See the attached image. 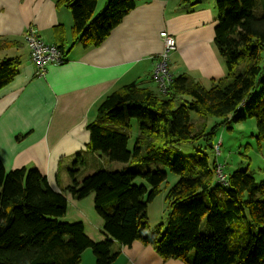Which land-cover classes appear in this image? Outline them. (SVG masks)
Wrapping results in <instances>:
<instances>
[{"label": "trees", "instance_id": "1", "mask_svg": "<svg viewBox=\"0 0 264 264\" xmlns=\"http://www.w3.org/2000/svg\"><path fill=\"white\" fill-rule=\"evenodd\" d=\"M141 1L148 0H107L96 14L98 0L55 3L70 11L73 42L87 48L99 46ZM199 1L178 4L193 7ZM216 3L214 45L226 69L223 77L204 87L179 74L165 92L130 83L97 104L87 124V151L96 152L103 163H123L122 168L83 172V155L77 153L70 182L57 191L35 167L6 169L0 161V264H80L86 248L96 264H111L120 248L134 240L185 264H264V164L259 180L247 166L227 170L226 179L219 180L220 163L209 160L213 132L206 131L207 117L221 119L213 129L227 124L232 114L235 122L254 118V137L264 145V0ZM15 44V39L0 37V51ZM58 46L65 56L63 45ZM19 66L18 57L0 58V89ZM190 111L204 118L197 129ZM131 119L137 120L139 133L130 147ZM197 142L201 146L193 154L174 153L178 143ZM138 162H153L156 168L140 171ZM166 167L179 178L166 194V223L154 229L147 202L166 180ZM66 192L77 199L93 194L105 238L94 241L82 221L62 219Z\"/></svg>", "mask_w": 264, "mask_h": 264}, {"label": "crops", "instance_id": "2", "mask_svg": "<svg viewBox=\"0 0 264 264\" xmlns=\"http://www.w3.org/2000/svg\"><path fill=\"white\" fill-rule=\"evenodd\" d=\"M178 3L141 1L99 46L85 48L73 42L70 11L56 6L55 0H0V37L17 40L0 51V58L20 59L18 74L0 89V161L5 168L35 167L60 191L70 182L69 168L77 153L90 154V167H94L97 153L87 151V124L94 119L97 104L112 90L130 83L157 91L152 70L163 48V30L176 41V50L168 57L171 77L187 72L199 84L223 77L226 69L214 45L213 14L206 9L181 12ZM28 26L44 41L63 45L62 64H49L44 74H36L23 36ZM179 55L182 66L192 68L193 74L177 68L176 60L170 65V58ZM83 160L87 164L84 156ZM222 163L225 169L227 163ZM65 196L67 211L62 219L82 221L94 241L105 238L93 194L82 199L69 192ZM80 264H96L90 248L82 252ZM111 264L185 263L165 259L150 244L134 240L120 248Z\"/></svg>", "mask_w": 264, "mask_h": 264}, {"label": "rangeland", "instance_id": "3", "mask_svg": "<svg viewBox=\"0 0 264 264\" xmlns=\"http://www.w3.org/2000/svg\"><path fill=\"white\" fill-rule=\"evenodd\" d=\"M107 0H98L96 9L94 14L100 12L106 3ZM179 5V4H178ZM180 6V5H179ZM197 9H206L210 11L215 20L218 16V8L216 0H200L199 3L194 5L193 7H182L178 8V11H194ZM72 17V16H71ZM216 24V22H215ZM215 24L212 25L213 36H214V27ZM176 50V48H175ZM170 55V54H169ZM169 57V56H168ZM175 61V66L177 68H181L182 62L181 57L179 55L178 58H170V65L172 62ZM169 63V58H168ZM183 68L187 69L190 73H194L193 69L187 67L185 65L182 66ZM188 78L194 79L191 77L189 73H182ZM206 78L205 76L201 77ZM195 80V79H194ZM197 81V80H196ZM209 81V83H208ZM203 79L201 81L203 84L202 86L209 87L212 83L211 79ZM157 85V84H156ZM158 90V86H157ZM240 113L242 114L243 111L241 110ZM235 115H231L227 124H220L217 125L214 129L211 127L214 122H219L221 119L217 118H206V131L213 132V141L215 149L213 152H210L209 160L213 161L216 159V162L220 163L221 171L224 173L227 170H234L239 167H248L249 172L255 175V177L259 180L262 178V165L264 164V145L257 143L255 139V135L257 132L256 128V121L254 118H247L240 122L233 121ZM190 118L193 122L194 128L197 127L202 123L203 117L199 116L197 113L190 111ZM131 131H130V147L132 146L135 138L139 133L138 122L136 119H131ZM222 140V144L221 141ZM217 143L221 144L220 148H216ZM201 146L200 142L197 143H178L175 145V154H193V148L199 149ZM83 156L87 160V164L82 166L83 172H93L97 168L105 167L108 169H120L124 166H121V163L118 162H104L97 156L96 162H94V167H90V162L92 156L88 153H84ZM222 162H226L227 167L224 169V164ZM136 168L140 171H146L150 169H155L156 166L153 162H138L136 163ZM120 165V166H119ZM134 166V163L131 165ZM244 169V168H243ZM167 172L166 180L163 181L159 185V192L153 197L151 200L147 202V216L149 221L150 228H154L159 224H162V229L166 223V194L168 189L178 180L179 176L171 171L169 168H165ZM217 171V170H216ZM142 180L140 177L136 179V181ZM204 225V221L203 224ZM155 229V228H154ZM91 253L93 254L92 250L90 249ZM193 251L190 252L189 256H191ZM191 258V257H190Z\"/></svg>", "mask_w": 264, "mask_h": 264}, {"label": "built area", "instance_id": "4", "mask_svg": "<svg viewBox=\"0 0 264 264\" xmlns=\"http://www.w3.org/2000/svg\"><path fill=\"white\" fill-rule=\"evenodd\" d=\"M23 36L25 45L29 49L30 59L35 64L38 75L44 74L49 64L59 65L63 63L64 56L62 49L56 44L44 41L31 26L26 27ZM160 37L163 41V48L152 70V77L157 83L158 91L165 92L171 80L168 69V56L175 50L176 41L171 34L164 30L160 32ZM218 144L216 145L217 149ZM216 170L219 180L224 181L226 176L222 173L221 166L218 165Z\"/></svg>", "mask_w": 264, "mask_h": 264}]
</instances>
